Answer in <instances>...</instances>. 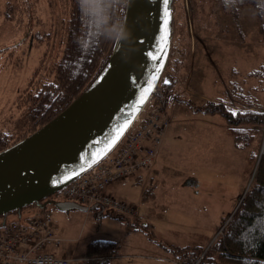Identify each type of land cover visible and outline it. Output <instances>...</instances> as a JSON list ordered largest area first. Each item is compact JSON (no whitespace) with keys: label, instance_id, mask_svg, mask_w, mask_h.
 <instances>
[{"label":"rangeland","instance_id":"obj_1","mask_svg":"<svg viewBox=\"0 0 264 264\" xmlns=\"http://www.w3.org/2000/svg\"><path fill=\"white\" fill-rule=\"evenodd\" d=\"M219 1H174L172 51L181 61L175 65L174 96L165 110L170 126L163 148L168 156L162 152L156 177H149L150 169L142 170L111 187L116 199L136 207L138 217L121 220L101 208L63 211L48 205L63 239L60 247L51 249L56 255L80 259L90 242L101 240L119 245L109 264H183L185 257L179 261L174 247L210 246L220 228L222 235L248 189L249 175L245 188L238 173L246 152L236 150L221 114L196 109L206 101L219 102L218 97L232 89V81L246 91L256 87L264 105V79L247 75L264 63L259 34L264 0L261 14L245 7L237 15L225 11ZM69 6L68 0H0V133L11 143L35 132L39 103L45 107L37 109V117L54 110L45 92L56 79ZM85 13L84 7L83 25ZM44 33H50L49 39ZM229 102L236 104L231 98ZM37 212L32 204L20 213ZM18 215L14 211L0 216V224Z\"/></svg>","mask_w":264,"mask_h":264},{"label":"water","instance_id":"obj_2","mask_svg":"<svg viewBox=\"0 0 264 264\" xmlns=\"http://www.w3.org/2000/svg\"><path fill=\"white\" fill-rule=\"evenodd\" d=\"M173 20L174 0H128L114 51L92 84L47 124L0 151V216L17 211L14 220L21 219L22 209L32 204L38 211L48 205L105 210L46 199L100 162L153 96L163 99L157 88L170 56Z\"/></svg>","mask_w":264,"mask_h":264},{"label":"trees","instance_id":"obj_3","mask_svg":"<svg viewBox=\"0 0 264 264\" xmlns=\"http://www.w3.org/2000/svg\"><path fill=\"white\" fill-rule=\"evenodd\" d=\"M68 1L70 15L63 28L64 36L59 43L64 48L60 57H56L58 60L55 67L56 79L47 85L45 92V98L53 99L51 106L54 110L51 112H55L46 114V111L37 117V109L41 112L45 107L39 103L35 113L37 123L35 131L39 129L38 126L47 124L68 107L104 69L118 40L128 2V0ZM219 3L225 11L228 10V13L233 15H237L245 7H252L257 14L263 11L261 0H220ZM84 7L86 13L83 25ZM28 8L32 17L31 7ZM259 34L262 35L264 44V23L259 26ZM44 36L49 39L50 33H44L42 37ZM247 75L251 78L264 79V63L252 69ZM231 84L232 89L227 94L223 92V96L218 97L219 102L206 101L203 107L196 110L222 115L227 126L225 133L233 139L236 150L246 152L238 173L244 178L243 187L246 188L247 183L248 189L222 235L218 234L208 249H206L208 246L174 247V251L179 254V261L186 256L198 259L203 255L199 264H264V151L260 150L264 137L262 130L264 105L255 94L256 87L250 92L235 81ZM230 98L236 101L233 106H230ZM155 99L159 101L160 95L155 96ZM45 114L50 115L47 117ZM6 136L0 133V151L18 142L11 143V139ZM255 142H257L255 149L249 151ZM116 218L126 219L119 215ZM118 247L115 242L93 241L88 244L87 253L80 264H109Z\"/></svg>","mask_w":264,"mask_h":264},{"label":"built area","instance_id":"obj_4","mask_svg":"<svg viewBox=\"0 0 264 264\" xmlns=\"http://www.w3.org/2000/svg\"><path fill=\"white\" fill-rule=\"evenodd\" d=\"M169 126L163 103L150 99L116 146L63 188L58 198L88 206L99 204L125 218L138 217L136 207L116 199L108 188L152 166ZM62 242L50 211L23 216L0 226V264H74L76 259L51 250ZM202 257H185L183 264H199Z\"/></svg>","mask_w":264,"mask_h":264},{"label":"flooded vegetation","instance_id":"obj_5","mask_svg":"<svg viewBox=\"0 0 264 264\" xmlns=\"http://www.w3.org/2000/svg\"><path fill=\"white\" fill-rule=\"evenodd\" d=\"M173 54H174V56H173ZM172 59H174L173 64H172ZM178 61H181V59L179 57H175V53H174V51H172V44H171L170 56H169L165 71L163 73V76H162V78L159 82L158 88H157V91L159 92V94L166 96L167 99H168V96H170V97L174 96V92H171V90L176 85L177 69H176L175 65L179 64ZM168 68H169V70H168ZM167 76L170 77V81H171L170 84L164 82V78ZM167 81H168V79H167ZM55 198H57V197L52 196L46 200H54Z\"/></svg>","mask_w":264,"mask_h":264},{"label":"crops","instance_id":"obj_6","mask_svg":"<svg viewBox=\"0 0 264 264\" xmlns=\"http://www.w3.org/2000/svg\"><path fill=\"white\" fill-rule=\"evenodd\" d=\"M166 136V135H165ZM164 142H165V137H164V141H163V143H162V145H161V147H160V150H159V152H158V155H157V157H156V159H155V161H154V163L152 164V166H151V168H150V171H151V173L149 172L148 173V175H149V177L150 178H153V177H156V173H158L159 172V170H160V166H162L161 165V156H162V152L163 153H165V156L167 157L168 156V151H166L165 150V148H163V145H164ZM165 157V158H166ZM164 158V159H165ZM167 159V158H166ZM168 181V175H167V178H166V182ZM113 186V185H112ZM112 186H110L109 187V189H108V191H109V193H111V187ZM167 190H168V184H167ZM113 195V194H112ZM93 242V241H92ZM91 243V242H90ZM53 251V250H52ZM61 253V252H60ZM63 256H66L65 254H63ZM67 257V256H66ZM82 257H84V256H82ZM82 257H80V259L82 258ZM78 259V258H77Z\"/></svg>","mask_w":264,"mask_h":264},{"label":"snow or ice","instance_id":"obj_7","mask_svg":"<svg viewBox=\"0 0 264 264\" xmlns=\"http://www.w3.org/2000/svg\"><path fill=\"white\" fill-rule=\"evenodd\" d=\"M161 57H158V56H156V55H153L152 56V59L153 60H158V59H160ZM157 67H159V65H157ZM165 83H168V81H165ZM146 86L148 87V88H152V87H154V85H152V84H146ZM70 179L72 178V177H69Z\"/></svg>","mask_w":264,"mask_h":264}]
</instances>
